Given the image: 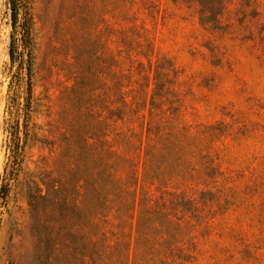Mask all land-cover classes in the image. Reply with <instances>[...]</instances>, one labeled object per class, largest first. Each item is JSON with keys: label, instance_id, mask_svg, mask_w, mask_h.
<instances>
[{"label": "rangeland", "instance_id": "rangeland-1", "mask_svg": "<svg viewBox=\"0 0 264 264\" xmlns=\"http://www.w3.org/2000/svg\"><path fill=\"white\" fill-rule=\"evenodd\" d=\"M258 2L232 0L213 29L197 0H0V264H38L52 228L91 237L119 86L123 130L151 140L118 166L112 264H173L178 245L185 264H264Z\"/></svg>", "mask_w": 264, "mask_h": 264}, {"label": "trees", "instance_id": "trees-1", "mask_svg": "<svg viewBox=\"0 0 264 264\" xmlns=\"http://www.w3.org/2000/svg\"><path fill=\"white\" fill-rule=\"evenodd\" d=\"M232 0H197L202 7V20L205 25H211L215 29L219 21V16L223 15L227 5ZM251 7L252 14L258 16V0H244ZM210 27V26H209ZM115 63L118 60L114 61ZM141 65V64H140ZM119 95L116 100L121 107L116 108L113 112V127L111 129V147L109 165H104L93 182V205H94V222L90 229L91 237H86L79 245L66 243L60 240L59 229H50L48 238L44 243L45 256H37L38 264H112L120 260L121 253L124 250L125 243L121 240L124 236L122 232L116 231V226L112 222V211L114 210V198H122V192L125 187L130 185V181L123 183L118 178V166L123 161V153L141 152L144 141L151 140L145 133L150 130L137 132L133 129L124 128V121L128 117L130 110L126 102L127 92H123L119 86ZM158 134L163 132L157 131ZM172 137L170 132L158 135V138L164 136ZM148 145V144H147ZM131 175L136 174V163L134 159L127 161ZM192 202L191 200H189ZM177 229L182 230L180 222L182 216H178ZM146 240V239H145ZM147 241V240H146ZM192 247V243L189 242ZM190 247L184 249L181 246H175L172 249L174 259L173 264H185L191 259L188 254ZM73 251L74 256L68 257L62 254L64 250Z\"/></svg>", "mask_w": 264, "mask_h": 264}]
</instances>
